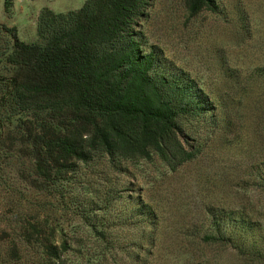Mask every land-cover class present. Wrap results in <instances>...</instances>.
<instances>
[{
  "label": "trees",
  "instance_id": "trees-1",
  "mask_svg": "<svg viewBox=\"0 0 264 264\" xmlns=\"http://www.w3.org/2000/svg\"><path fill=\"white\" fill-rule=\"evenodd\" d=\"M185 2L191 14L220 8L217 0ZM153 4L85 0L67 11L45 6L32 42L20 39L16 27L5 29L12 43L0 51V184L8 181L20 206L33 192L54 193L63 203L70 196L81 220L107 239L116 225L107 215L126 190L136 192L142 164L176 170L195 158L201 130H214V99L150 43L144 24ZM12 6L5 0L6 10ZM21 156L29 162L23 170L14 166ZM5 170L17 176L4 179ZM112 172L128 174V183L115 181ZM255 178L264 188V169ZM131 198L137 217L129 220L146 215L155 222L142 195ZM208 215V241L232 247L246 264H264V236L252 238L260 220L213 208ZM3 222V230L18 237L0 264H12L20 249L34 251L39 264H65L72 244L83 246L81 237L66 238L62 226L54 231L59 241L37 244L42 224Z\"/></svg>",
  "mask_w": 264,
  "mask_h": 264
},
{
  "label": "rangeland",
  "instance_id": "rangeland-1",
  "mask_svg": "<svg viewBox=\"0 0 264 264\" xmlns=\"http://www.w3.org/2000/svg\"><path fill=\"white\" fill-rule=\"evenodd\" d=\"M84 1L13 0L11 10H6L5 0H0V51L12 43L5 29L16 27L20 39L36 41L43 7L67 11ZM217 2V12L204 9L191 14L185 0H154L144 24L150 43L189 71L216 103L215 128L201 130L195 158L176 170L142 164L136 192L126 190L107 215L116 224L107 239L81 220L70 196L63 203L54 193L33 192L30 203L20 206L3 180L0 261L18 237L3 230V221L9 220L42 224L41 233L35 235L37 244L59 241L60 235L54 236L57 226L63 227L66 238L81 237L83 246L73 243L63 255L65 264H246L232 247L204 236L211 208L220 214L247 213L262 224L252 238L264 236V188L255 178L258 169H264V0ZM26 159L21 156L15 168H27ZM3 175L15 177L17 172L5 170ZM110 176L121 185L130 179L125 173ZM133 193L154 208L155 222L146 215L138 222L129 220L137 217ZM15 252L12 264H39L34 251Z\"/></svg>",
  "mask_w": 264,
  "mask_h": 264
}]
</instances>
